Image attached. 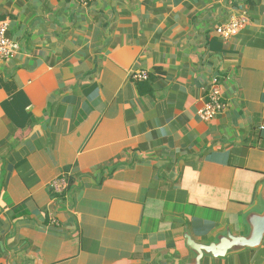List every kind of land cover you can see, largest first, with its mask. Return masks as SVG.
I'll return each mask as SVG.
<instances>
[{
	"label": "crops",
	"instance_id": "obj_1",
	"mask_svg": "<svg viewBox=\"0 0 264 264\" xmlns=\"http://www.w3.org/2000/svg\"><path fill=\"white\" fill-rule=\"evenodd\" d=\"M0 22L20 45L0 61V264H194L192 246L250 234L264 0H0ZM198 264H264V239Z\"/></svg>",
	"mask_w": 264,
	"mask_h": 264
},
{
	"label": "built area",
	"instance_id": "obj_2",
	"mask_svg": "<svg viewBox=\"0 0 264 264\" xmlns=\"http://www.w3.org/2000/svg\"><path fill=\"white\" fill-rule=\"evenodd\" d=\"M74 3L88 7L93 0H71ZM248 18L242 17L234 18L228 25L217 29V33L225 39L237 35L248 24ZM9 26L7 22H0V61H6L12 58L20 50L19 43L13 41L8 36ZM149 78L148 73L138 70L132 74L131 80L135 83L146 81ZM221 103L220 89L218 85H214L208 94V101L205 107L200 111V116L205 120H211L223 110ZM53 189L58 193L64 192L68 187V182L65 179H57L52 183Z\"/></svg>",
	"mask_w": 264,
	"mask_h": 264
},
{
	"label": "water",
	"instance_id": "obj_3",
	"mask_svg": "<svg viewBox=\"0 0 264 264\" xmlns=\"http://www.w3.org/2000/svg\"><path fill=\"white\" fill-rule=\"evenodd\" d=\"M264 194V190H263ZM253 225V229L248 236H233L228 235L224 237L220 244L218 245H197L192 246L193 250H195L197 254V259L194 264H198V262L203 257L204 253H211L215 256H225L227 252L237 251L244 248H255L262 243L264 239V215L260 217Z\"/></svg>",
	"mask_w": 264,
	"mask_h": 264
}]
</instances>
